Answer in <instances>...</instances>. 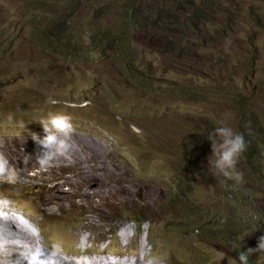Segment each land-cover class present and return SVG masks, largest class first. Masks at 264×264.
Returning <instances> with one entry per match:
<instances>
[{"label": "rangeland", "instance_id": "374dc122", "mask_svg": "<svg viewBox=\"0 0 264 264\" xmlns=\"http://www.w3.org/2000/svg\"><path fill=\"white\" fill-rule=\"evenodd\" d=\"M128 1L0 0V156L13 165L0 214L29 222L44 259L105 250L123 264H239L264 235V0H217V23L189 19L186 0H136L146 28ZM48 111L71 115L72 147L41 168L31 133L43 138ZM249 116L243 181H225L209 168V133L239 132ZM40 220L52 239L37 235ZM19 242L30 250L10 254L27 264L35 249ZM259 254L249 264H264Z\"/></svg>", "mask_w": 264, "mask_h": 264}, {"label": "clouds", "instance_id": "9594fccd", "mask_svg": "<svg viewBox=\"0 0 264 264\" xmlns=\"http://www.w3.org/2000/svg\"><path fill=\"white\" fill-rule=\"evenodd\" d=\"M168 4L172 5L174 3ZM45 103L54 106L58 101L50 96ZM12 119L13 117L9 115L8 121L10 123ZM38 121L41 123L45 135L41 138L37 134L31 133V136L37 146L35 153L36 161L41 168H46L56 157L66 156L69 153L72 147L70 141L74 130L72 117L70 114L63 112L48 111L46 116ZM40 128L39 125L38 130ZM208 139L211 141L212 151V155L209 157V168L215 169V174L224 177L225 181L231 180L236 183H241L243 181V173L237 170L236 165L240 156L247 149L244 134L236 132L228 126H219L209 133ZM31 157L32 155L28 154L26 156V162ZM6 169L7 161L0 156V174H4ZM135 220H140V218L136 217ZM35 230L37 235L41 233L47 240L49 238L52 239L48 226L41 220ZM119 234L121 235V230ZM245 236L240 238V247ZM103 251V253H96L94 256H100L105 264H118L119 259L123 256H118L119 254L116 252ZM256 252L260 253L256 256L262 257L261 254H264V235L258 237V243L255 248L249 247L247 251L239 252V264H249V257ZM44 255L42 250L37 248L26 258L27 264H55L54 259H44ZM52 255L54 257L55 253ZM233 261L234 259L228 258V264H233ZM146 264H163V262L158 257H151L146 261Z\"/></svg>", "mask_w": 264, "mask_h": 264}, {"label": "bare ground", "instance_id": "6f19581e", "mask_svg": "<svg viewBox=\"0 0 264 264\" xmlns=\"http://www.w3.org/2000/svg\"><path fill=\"white\" fill-rule=\"evenodd\" d=\"M6 151V150H5ZM19 152V151H18ZM1 153H3V152H1ZM10 153V152H9ZM4 154V153H3ZM6 154V153H5ZM14 154V153H13ZM2 155V154H1ZM11 155V154H10ZM17 155V154H16ZM6 156V155H5ZM4 156V157H5ZM3 157V156H2ZM12 157V156H11ZM15 157V156H14ZM5 161H7V169H6V171H5V173L3 174L4 176H7V174H8V177H9V175L12 173V167H13V165H12V163H11V161H9L10 160V158H9V160L7 159V157H5ZM14 159V158H13ZM12 159V160H13ZM104 168H106V167H104ZM108 170V169H107ZM104 171V170H103ZM106 171V170H105ZM105 171H104V173H105ZM100 172V171H99ZM103 173V172H102ZM11 175H13V174H11ZM10 175V176H11ZM15 175V174H14ZM115 175V174H114ZM2 177V176H1ZM4 179H5V177H4ZM10 179V178H9ZM7 180V179H6ZM6 182V181H5ZM19 182H21V181H19ZM4 183V182H3ZM2 183V184H3ZM15 183V182H14ZM6 184H8V183H6ZM4 186V185H3ZM6 205H8L7 203H5V202H3V203H1L0 204V207H3L4 208V206H6ZM7 207V206H6ZM45 212V211H44ZM40 213V212H39ZM6 213H4V215H5ZM6 215H8V214H6ZM10 216H11V214H10ZM9 217V216H8ZM11 218H14V217H11ZM25 220V219H24ZM24 220L22 219V221H17V220H12V219H8L6 216H3L2 214H0V234L1 235H3L4 234V236H7V235H9L10 233H11V235L13 234V236H12V238H11V241L9 240V242L8 243H6L5 244V242H1L2 244H0V264H17V263H20L21 262V259H22V256H23V254L26 252V251H28V250H30V248H28V247H26V246H20V245H18V242L20 241V239L21 238H23L24 240H22L21 242H19V243H24V241L26 240L29 244H31L30 246L32 247V249L34 248L35 249V247L37 246V244L32 240V239H30V237H32V236H29V234H27L26 233V229H25V227H27V223H29L28 221H27V223L25 222L24 223ZM23 224H24V226H23ZM30 224H31V222H30ZM27 229H30V228H28L27 227ZM9 230H11V231H9ZM129 230V227L128 228H122V230H121V234H122V236H124V237H127L128 236V234H127V231ZM30 231H31V229H30ZM29 231V232H30ZM31 233V232H30ZM6 234V235H5ZM84 236V235H83ZM3 237V236H2ZM9 237V236H8ZM35 237V236H34ZM4 238V237H3ZM10 238V237H9ZM83 238V237H82ZM85 238V237H84ZM86 239V238H85ZM88 239V238H87ZM2 241V240H1ZM5 241V240H4ZM35 241H36V239H35ZM81 241V240H80ZM7 242V241H6ZM35 243V244H34ZM84 243L85 242H82V244L81 245H83L82 247H84ZM24 244H26V243H24ZM28 246V245H27ZM38 248H40V245H38ZM14 249H16V250H24V253H21L20 254V256L19 257H17V256H14V255H11L10 253L14 250ZM37 249V248H36ZM35 249V250H36ZM41 249V248H40ZM42 250V249H41ZM43 251V250H42ZM13 254V253H12ZM58 255H56V257L54 258V262H55V264H105L103 261H102V259H101V257L100 256H98V258H95L96 259V261H95V259H84V258H71V259H64V258H62V257H57ZM81 256V255H80ZM83 256V255H82ZM79 257V256H78ZM53 258V257H52ZM121 259V258H120ZM125 260V259H124ZM129 260V259H128ZM123 263H125V261L124 262H122L121 260L120 261H118V264H123ZM26 264V263H25ZM130 264V263H129Z\"/></svg>", "mask_w": 264, "mask_h": 264}, {"label": "trees", "instance_id": "16d2710c", "mask_svg": "<svg viewBox=\"0 0 264 264\" xmlns=\"http://www.w3.org/2000/svg\"><path fill=\"white\" fill-rule=\"evenodd\" d=\"M167 3H174L171 6L173 8H182L181 3L178 2L177 0H164ZM187 4H192V9L190 10V16H188L189 19H195V18H202V19H208L210 18L212 22L217 23L218 20L223 19L220 16L219 13V7L221 6V3L217 0H199V1H193V0H186ZM128 4H131V9L129 8ZM109 6L104 5L103 9H107ZM137 7L138 4L136 0H129L127 3H124V8L125 12L130 11V16L133 17L134 22H139L138 19L135 18L137 14ZM101 11V10H98ZM97 11V15L100 13ZM127 15V12H126ZM147 17L145 19V23L139 25L141 28H146L147 22H148ZM97 19V17H96ZM95 19V20H96ZM227 21L228 19H224ZM107 32H112V29L110 27H106L105 29ZM127 67L130 69L132 72L136 73L137 69L132 66L131 61L127 58ZM255 119L252 116L246 117L243 119V123L240 124L239 128V133L244 134L246 143H247V149L246 151L242 154L244 158H249L250 155L252 154L254 148H253V142L257 139V134L256 132H253L252 130H256L255 127Z\"/></svg>", "mask_w": 264, "mask_h": 264}]
</instances>
